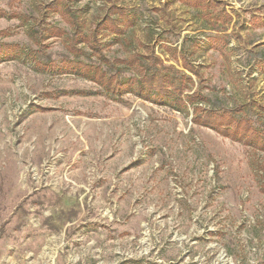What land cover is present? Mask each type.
<instances>
[{
	"label": "rangeland",
	"instance_id": "obj_1",
	"mask_svg": "<svg viewBox=\"0 0 264 264\" xmlns=\"http://www.w3.org/2000/svg\"><path fill=\"white\" fill-rule=\"evenodd\" d=\"M53 1L0 0V50L20 52L0 55V264H264V151L193 121L228 110L264 138V0ZM76 34L125 77L159 57L196 104L62 71Z\"/></svg>",
	"mask_w": 264,
	"mask_h": 264
},
{
	"label": "trees",
	"instance_id": "obj_2",
	"mask_svg": "<svg viewBox=\"0 0 264 264\" xmlns=\"http://www.w3.org/2000/svg\"><path fill=\"white\" fill-rule=\"evenodd\" d=\"M193 7L207 6L208 0H183ZM59 0H54L50 4L53 10L59 9ZM121 14L124 15L122 10ZM3 13V12H2ZM128 18V17H127ZM106 21L110 22L111 27L116 32H121L117 23L110 17H106ZM47 32L54 36L66 35V32L58 27L50 26ZM68 46L73 51L75 59H65L56 66L62 71H67L88 80L94 81L105 88L108 95L112 98L119 97L125 91H132L144 100H148L159 105H170L178 109H186L184 99L191 105H195L199 97V93L195 90L192 94H185L186 89L194 86L193 79L186 73L176 69L173 66H167L159 57L148 56L149 63H144L141 58L133 59L130 63L136 68L134 76L125 77L119 68V61L111 62L102 53L101 48L95 46L94 54L107 66L104 70L101 65H93L80 60L83 50L78 48L77 34L67 36ZM6 50H0L2 59H8L18 55V50H11L12 46L5 45ZM145 58V57H144ZM184 68L197 76L195 68L188 63L187 59L182 56ZM193 121L196 124L216 129L219 133L234 140H244L247 143H254L259 149L264 151V138L259 130L248 127V122L244 119H237L232 116L231 111L224 110L220 113L213 110L194 109Z\"/></svg>",
	"mask_w": 264,
	"mask_h": 264
}]
</instances>
